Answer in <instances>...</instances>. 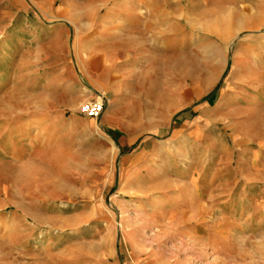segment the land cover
Returning a JSON list of instances; mask_svg holds the SVG:
<instances>
[{
  "label": "rangeland",
  "instance_id": "rangeland-1",
  "mask_svg": "<svg viewBox=\"0 0 264 264\" xmlns=\"http://www.w3.org/2000/svg\"><path fill=\"white\" fill-rule=\"evenodd\" d=\"M119 2L0 0V264H264V0H149L177 41L128 93L77 134L28 122L72 102L33 34L69 27L73 55Z\"/></svg>",
  "mask_w": 264,
  "mask_h": 264
},
{
  "label": "crops",
  "instance_id": "crops-1",
  "mask_svg": "<svg viewBox=\"0 0 264 264\" xmlns=\"http://www.w3.org/2000/svg\"><path fill=\"white\" fill-rule=\"evenodd\" d=\"M119 4V7L113 10V17L118 19L120 29L111 39H105V36L99 34L97 40H91L89 19L82 16L85 17L82 24H75L77 27L74 25L73 28L74 31L80 28L87 34L80 48L79 42H75L73 55L69 54L70 51L65 53V40L70 37L71 31L69 27L55 23L40 29L41 34H33L35 37L55 42V47L49 48L48 60L49 63L61 67L58 75L51 76L48 81L49 83L54 81L50 86H65L72 102L69 105L47 104L40 108L32 107L31 110L36 112L28 117V122H31L32 126L36 123L39 125L42 121L44 123L42 126L59 127V130L70 135L77 134V131L86 125L81 119L84 116L77 113L78 116L67 118L66 109L72 111L78 102L85 98L87 99L83 101L84 103L92 101L99 94L104 97V107L110 101L115 105L123 93H128V78L134 68L133 64L151 61L152 57L158 54V50L167 53L169 45L177 41V38L170 40L166 31L159 33L161 29L159 26L168 21V19L164 21L166 9L154 8L149 0H128V3L123 0ZM126 4L127 9L122 7ZM61 14L67 16V13ZM122 16L125 18L122 19ZM101 27L105 28L104 24H101ZM40 85L41 83L34 85L37 86L36 90L39 91L42 87ZM110 110L114 111L113 108Z\"/></svg>",
  "mask_w": 264,
  "mask_h": 264
},
{
  "label": "built area",
  "instance_id": "built-area-1",
  "mask_svg": "<svg viewBox=\"0 0 264 264\" xmlns=\"http://www.w3.org/2000/svg\"><path fill=\"white\" fill-rule=\"evenodd\" d=\"M104 109V97L97 95L92 101H87L80 105L79 114L90 119H97L103 112Z\"/></svg>",
  "mask_w": 264,
  "mask_h": 264
},
{
  "label": "trees",
  "instance_id": "trees-1",
  "mask_svg": "<svg viewBox=\"0 0 264 264\" xmlns=\"http://www.w3.org/2000/svg\"><path fill=\"white\" fill-rule=\"evenodd\" d=\"M220 87V83L215 87V89L209 94L208 98L209 97H213L216 95V92L218 90V88Z\"/></svg>",
  "mask_w": 264,
  "mask_h": 264
},
{
  "label": "bare ground",
  "instance_id": "bare-ground-1",
  "mask_svg": "<svg viewBox=\"0 0 264 264\" xmlns=\"http://www.w3.org/2000/svg\"><path fill=\"white\" fill-rule=\"evenodd\" d=\"M63 13H64V12H63ZM240 22H241V21H240ZM240 22H239V23H240ZM139 40H140V39H139ZM261 82H262V81H261ZM33 165H34V164H33ZM30 166H31V165H30Z\"/></svg>",
  "mask_w": 264,
  "mask_h": 264
}]
</instances>
